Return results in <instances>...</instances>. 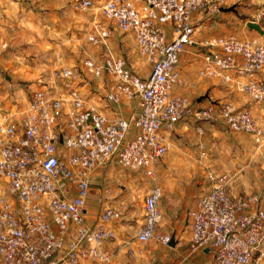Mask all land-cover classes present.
Listing matches in <instances>:
<instances>
[{"label":"built area","instance_id":"built-area-1","mask_svg":"<svg viewBox=\"0 0 264 264\" xmlns=\"http://www.w3.org/2000/svg\"><path fill=\"white\" fill-rule=\"evenodd\" d=\"M221 0H109L98 9L125 33H132L151 66L143 78L125 57L107 53L103 63L84 57L85 71L107 75L108 101H134L129 115L109 116L80 89L73 67L54 70L44 87L33 91L24 108L0 110V264H112L105 248L116 233L107 225L126 207L111 204L113 186L104 187L107 206L98 221L87 217L92 182L100 170L119 165L155 179L144 198L140 244L156 240L169 246L172 236L157 230L163 221V190L157 165L170 152L171 136L183 122L220 118L229 130L256 142L264 128L253 112L232 102L197 106L177 91L184 86L180 67L188 49L201 58L200 78L220 79L264 104V43L256 38L211 35L199 39L193 18L219 11ZM84 9L93 2L81 3ZM258 18H264V11ZM91 35L94 45L110 36L104 25ZM59 88L60 91H56ZM57 92H61L60 95ZM202 132V128L198 126ZM210 191L188 211L189 250L210 249L213 264H264V206L257 195L234 196L227 173H209ZM107 185V184H106Z\"/></svg>","mask_w":264,"mask_h":264},{"label":"rangeland","instance_id":"rangeland-1","mask_svg":"<svg viewBox=\"0 0 264 264\" xmlns=\"http://www.w3.org/2000/svg\"><path fill=\"white\" fill-rule=\"evenodd\" d=\"M83 1L85 0H0V110L26 107L32 92L43 88L54 70L68 66L81 73L80 89L87 100L96 103L102 111L106 112L108 107H112L108 101L110 78L107 75L97 77L85 71L82 64L84 57H90L101 64L107 53L123 56L129 59L130 67L135 73L143 78L148 77L151 66L145 57L133 46L128 49L129 52L131 51L129 56L126 55L127 49L125 50L119 42L122 33L123 38L125 32L98 9L109 0H90L93 2V7L88 9L81 6ZM262 11H264V0H221L218 12L211 15L197 12L193 21L197 26L199 39L211 35H234L240 39L256 38L264 43V34L261 35L249 27L250 22H256L264 30V18H258ZM33 21L37 24L34 25ZM101 25L107 27L111 34L103 44L94 45L89 38L91 35L99 34ZM192 50L188 49L189 52L184 53L183 56V62L188 61L193 64L190 74L194 78L191 81L187 80V83L184 80V85L186 83L192 88L189 87V91L183 92V86L177 91L179 94L187 97L197 106L228 101L236 106L238 102H241L245 107L253 104L264 108V104L254 103L248 95L237 91L233 85L229 86L220 79L200 78L198 71L201 58L193 59L190 53ZM211 82L217 85V93L197 92V86L206 87ZM225 87L226 90L227 87L229 89L226 94ZM55 90L60 91L59 88ZM60 93L57 92L59 95ZM241 97L246 100H240ZM132 103L135 105V100ZM123 105L122 101L120 108ZM251 111L255 110L252 108ZM255 112L254 117L264 128V116L258 110ZM129 113L123 112V115H129ZM198 126L202 128V132L198 130ZM190 131L191 141L193 140L198 154L204 157L206 153L207 158L201 160H206L204 163L207 162L210 168L204 173H196L197 196L211 189L213 185V181L209 178L211 171L215 175L227 173L230 176V193L234 196L257 195L262 202V197L264 198V137L260 142H256L246 133L232 132L220 118L215 121L195 123ZM173 144L169 152L173 154V160L170 163L173 172L168 175L170 178H175V142ZM103 171L105 172L97 173L98 175L94 178L92 192L96 188V190L101 189L102 193L107 186L119 187L124 191H129L130 188L134 204L144 200L155 183L154 178L145 176L141 172L126 171L116 164ZM187 176L185 172L182 175L183 178ZM5 184V180L0 177V186ZM92 192L87 205L89 208L91 207L90 197L94 195ZM104 195L102 193L100 197L103 208L108 204ZM165 202L166 205L173 207L172 210L175 213V198L169 200L168 197ZM168 215H164L157 231L161 233L168 231V234L172 235L175 227H178L180 228L177 233L179 240L181 236L188 235L187 222H175V216ZM187 242L188 240H181V245H186ZM147 245L153 248L164 246L156 240L150 241Z\"/></svg>","mask_w":264,"mask_h":264},{"label":"crops","instance_id":"crops-1","mask_svg":"<svg viewBox=\"0 0 264 264\" xmlns=\"http://www.w3.org/2000/svg\"><path fill=\"white\" fill-rule=\"evenodd\" d=\"M66 19L67 18L65 17L64 20L66 21ZM33 23L34 25L37 24L36 21H33ZM52 24L53 21L51 25ZM122 35L124 34L122 33ZM122 35L119 39V42L121 43V45L125 47V50L127 49L128 52L127 51L125 52L126 55L129 56V54L131 53V51L129 52L128 50L130 49V46H133V48H137V50L139 48L136 39L132 34L125 33V36L123 38ZM190 53L192 54L193 59L200 58V55H198L195 51L193 52L192 50V52L190 51ZM138 55L139 52L137 56ZM183 56L181 59L180 67L182 70V74L184 76V80H186L187 83V80L191 81L194 78L193 75L190 74L191 72L190 70L193 64L189 63L188 61L186 63L183 62ZM196 61L197 60H195V62ZM186 83L183 87L182 90L183 92H187V90L189 91L190 89L189 87H191L189 85L187 86ZM193 88H195V86H193ZM217 89L218 87L217 85H215V82L213 83L211 82L206 87H201V85L197 86V90H198L197 92H200L201 94H206L208 91L210 92V94H215L217 93ZM224 90H225L224 91L225 94L229 92L228 87L227 90L226 87L224 88ZM240 100L244 101L246 99L241 97ZM123 104L124 105L122 106V108L116 105H112L110 109L108 108L109 116L115 117L119 113L123 114V112H126V114H128L134 108V105L131 101L124 100ZM237 105L238 107H245V105H242L241 102L240 103L238 102ZM251 107L255 111L256 110L260 111V113L264 116V108L260 106L257 107L256 105L253 104L245 108L252 110ZM255 111L252 112L255 114L256 113ZM194 126H195V122L193 121H189V123L188 122L182 123L178 126L175 135L171 136L172 142L173 143L175 142V178L173 177L170 178L168 176L173 172V168L170 165V163H172L173 160L172 158L173 154L169 153L167 157L162 161H160V163L157 165L158 166L157 180L163 190V196L160 203V207L163 213V219L165 214L166 215L169 214L171 217L175 216V222L186 221L189 230L187 231L188 235L185 234L181 236V240L182 241L188 240L187 242L188 244L181 245V240H179L180 239L179 234H177L179 233V229H180L178 227H175V232L172 233L171 235L172 237L175 236L174 246L169 245V246H163V247L159 246L153 248V246L151 245L149 246L147 245V243L145 244L138 243V241L136 240V236L138 230L144 224L145 221L144 200H142L137 204H134L133 196L130 192L131 191L130 188L129 191H124L122 188L113 187L114 193L111 197L112 198L111 205L115 208L126 207V211L120 220L107 225L109 228L113 229V231H115L116 233V238L105 244V248L110 250L114 255L112 264H213L215 257L213 251H211L210 249H205L197 253H191V251L189 250V242L191 240V227L189 225L187 215H188V211L196 205L198 199L203 194L202 193L201 195L197 196L196 173H204L206 169L210 170L209 166L207 165V162L204 163V161L206 160L204 161L201 160L207 158L205 157L206 153L204 154V157L198 154V151L196 150L197 148L195 147V145H193L194 144L193 140L191 141L192 138H190L191 135L190 130H192ZM100 172L103 173L105 171L100 170L98 173L101 174ZM184 172L188 174L187 178L182 177ZM230 188L231 187L229 184V191ZM92 193L94 195L90 197L91 207L90 208L88 207L87 217L89 220L96 222L99 220L100 214L103 211V203L100 202V197L103 191L101 193V189L96 190L95 188ZM168 197L169 200L175 198V213L174 210H172L173 209L172 206L166 205L167 203L165 201L166 199H168ZM262 204L264 206L263 197H262ZM159 233L168 234V231H165L163 233L159 232ZM176 238L178 239V241ZM86 264H91V263L87 262Z\"/></svg>","mask_w":264,"mask_h":264},{"label":"water","instance_id":"water-1","mask_svg":"<svg viewBox=\"0 0 264 264\" xmlns=\"http://www.w3.org/2000/svg\"><path fill=\"white\" fill-rule=\"evenodd\" d=\"M226 10H229V9H226ZM249 27L254 29L255 31H257L258 33H260L261 35L264 34V30L262 29V27L256 23V22H250L249 23ZM171 246H174L175 245V236L172 237V241H171Z\"/></svg>","mask_w":264,"mask_h":264}]
</instances>
